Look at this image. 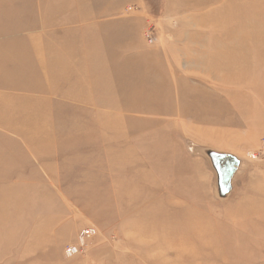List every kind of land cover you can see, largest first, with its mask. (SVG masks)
<instances>
[{
    "label": "rangeland",
    "instance_id": "obj_1",
    "mask_svg": "<svg viewBox=\"0 0 264 264\" xmlns=\"http://www.w3.org/2000/svg\"><path fill=\"white\" fill-rule=\"evenodd\" d=\"M45 1L0 0V264H264V0Z\"/></svg>",
    "mask_w": 264,
    "mask_h": 264
},
{
    "label": "crops",
    "instance_id": "obj_2",
    "mask_svg": "<svg viewBox=\"0 0 264 264\" xmlns=\"http://www.w3.org/2000/svg\"><path fill=\"white\" fill-rule=\"evenodd\" d=\"M61 0H52L49 3L45 1V3L51 7L55 5ZM77 3H81L82 5L90 10H84V14L81 17L82 24H87L92 22V24L98 23L99 20H103V22H111L117 21L121 22V18L123 17L124 8L127 5H143L145 0H75Z\"/></svg>",
    "mask_w": 264,
    "mask_h": 264
},
{
    "label": "built area",
    "instance_id": "obj_3",
    "mask_svg": "<svg viewBox=\"0 0 264 264\" xmlns=\"http://www.w3.org/2000/svg\"><path fill=\"white\" fill-rule=\"evenodd\" d=\"M91 233H92V230H90V229H86V230L82 231L81 236H82V238H88V237L91 236ZM67 252H68L70 255H74V254H77L78 250H77L76 247H69V248L67 249Z\"/></svg>",
    "mask_w": 264,
    "mask_h": 264
},
{
    "label": "water",
    "instance_id": "obj_4",
    "mask_svg": "<svg viewBox=\"0 0 264 264\" xmlns=\"http://www.w3.org/2000/svg\"><path fill=\"white\" fill-rule=\"evenodd\" d=\"M228 169H229V173L231 174V172L233 171V166H232V164H229V165H228Z\"/></svg>",
    "mask_w": 264,
    "mask_h": 264
},
{
    "label": "bare ground",
    "instance_id": "obj_5",
    "mask_svg": "<svg viewBox=\"0 0 264 264\" xmlns=\"http://www.w3.org/2000/svg\"><path fill=\"white\" fill-rule=\"evenodd\" d=\"M38 25V24H37ZM40 26H45V22L44 23H40Z\"/></svg>",
    "mask_w": 264,
    "mask_h": 264
}]
</instances>
